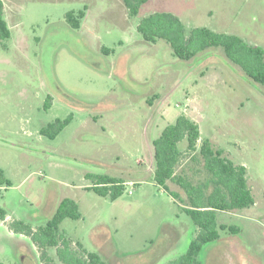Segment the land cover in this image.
<instances>
[{
  "label": "rangeland",
  "instance_id": "374dc122",
  "mask_svg": "<svg viewBox=\"0 0 264 264\" xmlns=\"http://www.w3.org/2000/svg\"><path fill=\"white\" fill-rule=\"evenodd\" d=\"M122 1L5 0L11 37L0 39V169L11 184L0 185V207L8 213L0 220V260L44 264L31 237L10 223L22 220L36 230L66 197L82 217L63 220L61 231L109 264H167L184 254L198 227L183 209L188 200L180 185L168 182L183 202L156 183L153 146L184 114L199 124L202 138L247 167L255 199L217 212L219 225L238 232L220 230L198 260L264 264V87L222 48L187 61L165 39L146 41L137 28L143 17L168 11L187 31L206 26L264 47V0H149L136 16ZM85 6L81 26L73 28L67 14ZM69 115L54 138L41 133ZM180 149L176 174L197 185L209 181L199 153L184 142ZM90 173L123 179V193L116 199L96 193ZM56 249L48 252L63 264Z\"/></svg>",
  "mask_w": 264,
  "mask_h": 264
},
{
  "label": "trees",
  "instance_id": "16d2710c",
  "mask_svg": "<svg viewBox=\"0 0 264 264\" xmlns=\"http://www.w3.org/2000/svg\"><path fill=\"white\" fill-rule=\"evenodd\" d=\"M149 0H123L130 16L140 13L143 4ZM86 15L85 9L71 11L67 20L73 28L81 26V19ZM138 31L146 41L156 42L165 39L172 47L175 56L183 60H191L201 52L211 48H222L225 57L239 66L244 74L254 82L264 87V47L252 44L241 36L221 32L212 28L193 27L187 31L184 21L173 12H154L143 17L138 24ZM11 37V30L5 19V4L0 0V39ZM107 53L109 48H103ZM51 96L45 102L48 109ZM72 119H57L41 129V133L54 138L67 126ZM202 140L200 147L199 141ZM185 143L188 152H198L204 160L206 170L211 174L209 181L194 184L182 175L176 174V168L183 155L180 144ZM155 172L154 179L158 185L167 190L175 199L185 201L179 191L170 190L168 182L176 181L187 195L188 203L184 211L191 216L198 227V235L191 241L187 251L167 264H201L199 252L205 243L220 238V230L238 232V227L228 224H218V211H231L249 207L255 203L252 190L248 183V169L243 164L231 160L222 148L214 146L209 138H202L197 122L181 114L175 123L166 125L161 134L153 141ZM94 178L90 187L96 193L112 199L118 198L124 191V180L108 174H88ZM11 184L0 169V185ZM211 184L213 189L209 191ZM7 211L0 207V220H6ZM82 217L76 200L66 197L58 205L54 215L43 226L33 229L22 220H13L10 229L31 237L40 250V258L44 264H56L48 249L56 247L57 256L63 264H109L97 252L87 251L81 243L73 246L72 241L61 231V223L66 218ZM0 264H7L0 260Z\"/></svg>",
  "mask_w": 264,
  "mask_h": 264
},
{
  "label": "crops",
  "instance_id": "0c3cea01",
  "mask_svg": "<svg viewBox=\"0 0 264 264\" xmlns=\"http://www.w3.org/2000/svg\"><path fill=\"white\" fill-rule=\"evenodd\" d=\"M122 2H123V1H122ZM4 4H5V0H4ZM123 4H124V3H123ZM124 6H125V5H124ZM6 7H7V6H6V4H5V15H6ZM85 7H86V6H85ZM125 7H126V6H125ZM126 8H127V7H126ZM10 12H11V11H10ZM5 19H6V17H5ZM6 21H7V19H6ZM7 22H8V21H7ZM8 25H9V24H8ZM7 218H8V216H7ZM7 218H6V219H7Z\"/></svg>",
  "mask_w": 264,
  "mask_h": 264
},
{
  "label": "built area",
  "instance_id": "2783aa9c",
  "mask_svg": "<svg viewBox=\"0 0 264 264\" xmlns=\"http://www.w3.org/2000/svg\"><path fill=\"white\" fill-rule=\"evenodd\" d=\"M132 191L130 190V193H131Z\"/></svg>",
  "mask_w": 264,
  "mask_h": 264
}]
</instances>
